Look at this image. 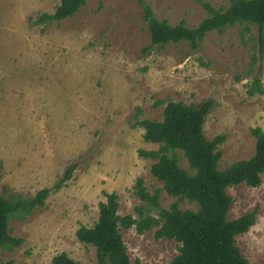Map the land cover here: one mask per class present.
I'll return each instance as SVG.
<instances>
[{"label": "rangeland", "instance_id": "1", "mask_svg": "<svg viewBox=\"0 0 264 264\" xmlns=\"http://www.w3.org/2000/svg\"><path fill=\"white\" fill-rule=\"evenodd\" d=\"M155 15L195 26L205 16L196 0H145ZM214 7L228 0H205ZM56 0H0V193L5 197L33 196L53 184L73 164L72 177L50 191L43 206L25 220L11 221L13 236L22 238L9 252L0 249V264H51L65 252L80 264L95 263V249L80 242L76 230L92 226L98 216L102 190L118 195L121 215L139 203L133 185L138 177L148 192L161 188L150 172L154 162L138 149H157L143 140L137 120H161L168 101L200 105L212 100L205 117L207 139L225 134L219 168L249 159L255 137L264 130V93L249 97L246 89L258 76L264 90V52L257 41L243 44L240 26L209 32L197 50L187 42L155 47L149 55V32L136 0H87L71 17L33 25L31 19L51 13ZM251 34H256L252 27ZM256 44V47H253ZM252 55L256 60L251 64ZM156 100L163 104L154 107ZM179 166L189 173L182 152ZM261 184L227 188L228 218L258 206L255 223L236 236V245L256 264L264 257V173ZM176 198L161 191L168 208ZM181 209L195 210L187 200ZM152 227L142 235L122 229L131 261L169 264L178 242L155 239Z\"/></svg>", "mask_w": 264, "mask_h": 264}, {"label": "trees", "instance_id": "2", "mask_svg": "<svg viewBox=\"0 0 264 264\" xmlns=\"http://www.w3.org/2000/svg\"><path fill=\"white\" fill-rule=\"evenodd\" d=\"M51 13L43 12L31 19L33 25L60 22L73 16L87 0H56ZM142 9V19L147 25L150 42L142 49V55H149L155 47L170 43L187 42L190 49L197 50L205 36L211 31L223 32L229 26L239 25L243 44L247 40L257 41L258 51L264 52V0H228L226 6L214 7L205 0H196L204 9L205 16L195 26H188L185 19L171 23L158 18L149 3L136 0ZM256 28V36L251 34ZM256 47V44H253ZM256 60L252 55L253 64ZM261 80L255 76L246 89L249 97L263 94ZM163 104L156 100L154 107ZM214 102L206 100L200 105L168 101L163 108L161 120H137L138 109L134 116L136 124L143 128V140L157 144V149H138L140 157L151 158L153 177L162 183L150 193L144 186L142 177L133 185L139 203L132 214L118 213V195L102 190L104 201L98 203V216L92 226L81 225L76 230L77 239L95 249L94 264H141L138 258L131 261L121 230L134 228L138 235L156 227L154 238L173 240L179 243L178 253L169 264H252L236 245V236L243 234L256 221L258 206L240 216L229 219L228 210L231 196L227 188L244 183L249 187L261 184L264 173V130L259 127L250 129L255 137L254 154L249 159L237 160L220 169L222 155L219 146L225 141V134L207 139L203 133L206 115ZM182 152L189 173L178 163V152ZM77 164L66 169L64 174L51 188L39 189L33 196L23 197L11 194L5 197L0 193V249L13 251L22 243V238L13 236L9 229L11 221L25 220L32 211L43 206L50 191H57L69 180ZM2 163L0 162V182ZM164 191L176 199L168 208H162L160 193ZM189 201L196 209H181L180 203ZM4 264H13L8 260ZM51 264H80L65 252L54 255ZM264 264V257L259 263Z\"/></svg>", "mask_w": 264, "mask_h": 264}]
</instances>
